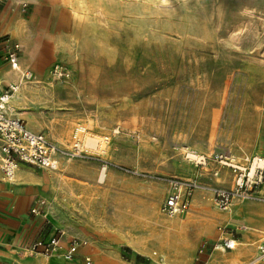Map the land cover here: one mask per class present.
<instances>
[{"label": "rangeland", "instance_id": "374dc122", "mask_svg": "<svg viewBox=\"0 0 264 264\" xmlns=\"http://www.w3.org/2000/svg\"><path fill=\"white\" fill-rule=\"evenodd\" d=\"M15 15L38 55L22 64L32 73L22 88L41 96L13 104V112L45 133L59 161L73 169L26 168L47 176L36 184L44 193L29 204L45 200L43 214L27 210L37 218L36 235L58 228L60 245L56 254L21 258L264 264L257 250L264 241V187L256 198L234 197L226 210L213 198L215 188L232 185L231 171L213 155L230 154L239 164L264 157V0H0L4 23ZM9 34L25 57L20 38ZM68 40L74 56L61 50ZM55 48L59 56L40 59ZM55 64L68 70L66 82L51 77ZM76 127L83 128L80 151L73 148ZM88 137L98 145H87ZM187 149L207 164H197ZM174 186L188 188L189 209L166 215L160 203ZM48 207L52 221L44 215ZM176 221V228L163 226ZM231 236L234 249H213ZM71 238L79 251L67 260Z\"/></svg>", "mask_w": 264, "mask_h": 264}, {"label": "built area", "instance_id": "2783aa9c", "mask_svg": "<svg viewBox=\"0 0 264 264\" xmlns=\"http://www.w3.org/2000/svg\"><path fill=\"white\" fill-rule=\"evenodd\" d=\"M25 6V5H24ZM6 41H8L6 39ZM7 51L4 60L14 70L19 69L20 45L12 42L6 45ZM51 77L58 82H66L69 79L68 70L61 64H55L50 71ZM32 73L23 71L21 81L31 80ZM18 83L9 84L0 92V179L10 181L20 165H27L35 168H42L48 171H55L58 168L57 151H60L43 132L29 129L23 119L10 113L9 101L18 90ZM83 131L82 127L74 130L73 148L80 151L84 144L77 138ZM213 161L222 167H226L232 174V185L230 188H215L213 198L220 210H226L234 197L256 198L259 191L264 187V157H253L248 163L239 164L228 154H215ZM197 164H207V158L200 156ZM218 172H214L217 176ZM189 187V186H188ZM191 195L186 188L174 186L167 193L160 203V211L166 215L183 214L189 209ZM46 202L37 199L30 209L31 214L41 215L44 212ZM59 234V229L56 230ZM57 234L49 238H41L32 242L29 250L33 253L51 254L59 247ZM235 247V238H219L213 245V249L231 250ZM79 242L71 238L63 252V257L71 260L78 251ZM259 257L264 260V241L257 247ZM86 263L90 259L86 258Z\"/></svg>", "mask_w": 264, "mask_h": 264}, {"label": "crops", "instance_id": "0c3cea01", "mask_svg": "<svg viewBox=\"0 0 264 264\" xmlns=\"http://www.w3.org/2000/svg\"><path fill=\"white\" fill-rule=\"evenodd\" d=\"M20 20L22 19L15 15L12 16V18L9 19L6 23H4L3 18L0 17V92L9 84H15L19 82L18 90L12 96L8 104L10 113L14 115L16 114L13 112L14 109L12 108V102L14 100L13 97H15L18 94V92L22 89V86L26 83L20 80V76L23 70L24 71L27 70L22 67V64L28 65L29 63L33 62L35 59H38V55L35 58H31V59H29L28 57H24V55L23 57H19L18 70L12 69L8 64V62L4 60V56L7 51L6 45L10 44V42H12L13 40L7 34H9L10 29H12L15 25L19 24ZM7 36L9 37V39H7L8 41H6L5 38ZM13 41L17 42L20 45L18 41L16 40ZM28 128L31 129L30 127ZM26 168L29 170H33V168L35 167L20 165L15 173L14 179H12L11 181L0 179V264H30L28 262L29 259L37 258V259H33L32 263L33 262L38 263L40 259H43L41 258L42 256H35L32 258H24V257L21 258L20 256V255L38 254L31 252L29 250V247L31 246L32 242L42 238L36 235L39 229V226L37 225V218L30 217L31 215L32 216H41V215L31 214L30 212L31 206L29 208V204L31 202L33 203L35 197L44 193V188L36 185L41 182H44L43 181L44 179L43 180L41 179L42 175L35 176L32 172H30ZM28 208H29L30 216L27 214ZM44 215L46 216L47 220L50 221H52L51 218L54 217L51 214L49 207ZM49 237H45V238H49ZM236 241L237 239L235 238V243ZM220 250L225 251L223 249Z\"/></svg>", "mask_w": 264, "mask_h": 264}, {"label": "bare ground", "instance_id": "6f19581e", "mask_svg": "<svg viewBox=\"0 0 264 264\" xmlns=\"http://www.w3.org/2000/svg\"><path fill=\"white\" fill-rule=\"evenodd\" d=\"M10 33H11V35L12 36H17L18 38H20V42H21V44H22V47H23V50H24V53H25V57H28L29 59H31V58H34V55H35V52H34V50H33V47H32V45L26 40V33L24 32V27L22 26V25H20V24H17V25H15L12 29H10V31H9ZM241 37V36H240ZM72 42H73V40H71ZM59 45H61V44H59ZM74 45V44H73ZM70 42H69V40L67 41V43H66V45L61 49V50H63V51H65V53H67L68 55H70V56H72L73 54H74V51H75V48H74V46H73ZM54 54V55H58L59 53H60V51L59 50H57L56 48L54 49V51L53 52H49V53H47V54H43V56H40L41 58V60H43V61H47L48 59H51L52 58V56L53 55H51V54ZM59 56V55H58ZM74 56V55H73ZM42 67V66H41ZM23 85V84H22ZM26 87V86H25ZM29 95L30 96H28L27 95V93L25 92V88H22V90H20L19 92H18V94L15 96V97H13L14 98V100H13V102H12V105L14 104V106H17V107H22L23 105H24V101L26 100V99H28L29 97H39V96H41L40 94H37L36 92H34V90H30L29 91ZM47 96V95H46ZM39 99H40V97H39ZM32 101V100H31ZM26 115H28V114H26ZM30 115V114H29ZM20 117V116H19ZM35 118V117H34ZM36 119V118H35ZM53 128V127H52ZM117 129V128H116ZM55 131V133H54V135H55V137H57V135H58V137H62L61 136V134L59 135V133H56V130H54L53 129V132ZM53 135V136H54ZM91 136V135H90ZM57 139V138H56ZM61 140V139H60ZM86 140V139H85ZM84 140V141H85ZM86 142H87V145H90V146H92V147H96V139H95V137H88L87 138V140H86ZM104 142V141H103ZM85 144V143H84ZM98 145V144H97ZM102 147V149L104 150L105 148H104V144L101 146ZM107 152V151H106ZM194 151H191V150H186V154H187V156H189L190 158H195V159H197L198 158V155H196L195 154V152L193 153ZM226 152V151H225ZM74 154V153H73ZM227 154V153H226ZM232 157H234V156H232ZM59 160H61V159H58V162L59 163H63L64 165H65V170L66 171H68V172H73V169H72V167H71V163L70 162H68V161H66V162H64V160H62V161H59ZM62 165V164H61ZM63 171V170H62ZM104 174H102V176H103ZM57 176V175H56ZM47 176H45V178H46ZM222 177V176H221ZM44 178V179H45ZM55 178H57V181H59L60 179H59V177H55ZM104 178H105V175H104ZM63 179V178H62ZM43 180V179H42ZM44 181V180H43ZM46 183H47V181H46ZM183 186V185H182ZM184 190V189H183ZM85 217V216H84ZM171 222V221H170ZM180 225V223L178 222V221H176V222H172V223H165L163 226L164 227H174V228H176V227H178ZM69 226V225H68ZM69 229H71V227H68ZM74 231V230H73ZM89 239V238H88ZM84 240V239H83ZM59 245H60V243H59ZM56 253H58V251L56 250V251H54L52 254H56ZM42 258V257H41ZM33 260V259H32ZM219 261V260H218ZM30 263V262H29ZM178 263V262H177ZM30 264H44V260L43 259H40V261L38 262V263H35V262H33V263H30ZM50 264V263H49Z\"/></svg>", "mask_w": 264, "mask_h": 264}, {"label": "snow or ice", "instance_id": "6c2138e0", "mask_svg": "<svg viewBox=\"0 0 264 264\" xmlns=\"http://www.w3.org/2000/svg\"><path fill=\"white\" fill-rule=\"evenodd\" d=\"M150 2H151V0H150ZM156 2L166 5L168 3V0H156Z\"/></svg>", "mask_w": 264, "mask_h": 264}, {"label": "trees", "instance_id": "16d2710c", "mask_svg": "<svg viewBox=\"0 0 264 264\" xmlns=\"http://www.w3.org/2000/svg\"><path fill=\"white\" fill-rule=\"evenodd\" d=\"M129 251V249H127Z\"/></svg>", "mask_w": 264, "mask_h": 264}]
</instances>
